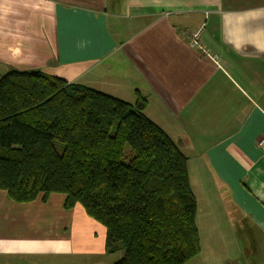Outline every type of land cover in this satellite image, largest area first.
<instances>
[{"label": "crops", "instance_id": "crops-1", "mask_svg": "<svg viewBox=\"0 0 264 264\" xmlns=\"http://www.w3.org/2000/svg\"><path fill=\"white\" fill-rule=\"evenodd\" d=\"M13 69L144 98L188 158L197 226L203 204L188 264H264V0H0V80ZM65 200L0 190V264H111L105 227Z\"/></svg>", "mask_w": 264, "mask_h": 264}, {"label": "trees", "instance_id": "trees-1", "mask_svg": "<svg viewBox=\"0 0 264 264\" xmlns=\"http://www.w3.org/2000/svg\"><path fill=\"white\" fill-rule=\"evenodd\" d=\"M145 105L10 70L0 80V190L17 203L62 194L66 209L82 205L106 229L111 264H188L201 250L188 158Z\"/></svg>", "mask_w": 264, "mask_h": 264}, {"label": "built area", "instance_id": "built-area-1", "mask_svg": "<svg viewBox=\"0 0 264 264\" xmlns=\"http://www.w3.org/2000/svg\"><path fill=\"white\" fill-rule=\"evenodd\" d=\"M201 36H202V33L200 31L193 34L190 38V45L194 49L198 50L199 52H202V54L207 55L209 52L206 49V47L202 45V42H201L202 37ZM257 145H258V148L260 149V151L264 154V136L258 140Z\"/></svg>", "mask_w": 264, "mask_h": 264}, {"label": "rangeland", "instance_id": "rangeland-1", "mask_svg": "<svg viewBox=\"0 0 264 264\" xmlns=\"http://www.w3.org/2000/svg\"><path fill=\"white\" fill-rule=\"evenodd\" d=\"M101 1V0H100ZM202 37V36H201ZM102 93V92H101ZM105 94V93H104ZM133 95V94H132ZM154 111V110H153ZM145 114V113H144ZM163 120V119H162ZM152 121V120H151ZM156 123H157V126L159 125L160 127H162L164 130H166V131H170L169 130V126L168 125H166L165 123H161L159 120H154ZM153 122V121H152ZM154 123V122H153ZM155 124V123H154ZM158 126V127H159ZM159 127V128H160ZM161 129V128H160ZM57 146H58V148H59V144L57 143ZM62 149H59V151H61ZM191 159V161H190V165H192V163H193V160H194V158H190ZM191 179H192V182H193V184L195 185V191H196V193L197 194H199V190L196 188V187H198V186H196V184L197 183H195L196 181L194 180V177H193V173H192V176H191ZM200 180H201V182L203 181L202 180V177L201 178H199ZM201 190V189H200ZM199 196V195H198ZM199 197H201V196H199ZM202 214H203V204H202V201H201V198H200V203H199V215H198V218H199V226H200V228H201V222H200V217H202ZM198 226V227H199ZM199 228V229H200ZM201 231V230H200Z\"/></svg>", "mask_w": 264, "mask_h": 264}]
</instances>
